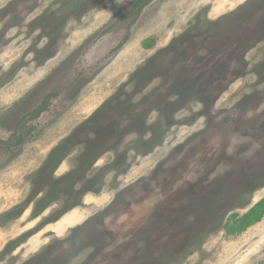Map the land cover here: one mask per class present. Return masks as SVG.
<instances>
[{
    "label": "rangeland",
    "instance_id": "obj_1",
    "mask_svg": "<svg viewBox=\"0 0 264 264\" xmlns=\"http://www.w3.org/2000/svg\"><path fill=\"white\" fill-rule=\"evenodd\" d=\"M134 1L0 0V136L14 109L55 96L19 150L0 147V264H264V217L229 231L264 198V0H151L139 15ZM57 22L70 35L52 44L42 27ZM185 30L181 74L154 78L173 66L156 51ZM119 93L141 113L102 144L84 123ZM71 138L57 174L76 169L79 192L58 188L59 205L33 218V191L50 183L33 178Z\"/></svg>",
    "mask_w": 264,
    "mask_h": 264
},
{
    "label": "flooded vegetation",
    "instance_id": "obj_2",
    "mask_svg": "<svg viewBox=\"0 0 264 264\" xmlns=\"http://www.w3.org/2000/svg\"><path fill=\"white\" fill-rule=\"evenodd\" d=\"M136 1L137 0L134 1L133 5H132V10H131L132 12L136 13V15L141 14L143 12V10L151 4V2L146 4V0H144L138 6H136L135 5ZM75 4L78 5V3H75ZM58 10H59V8L56 11H54L52 14V13H50L51 9H48L47 10L48 12L45 13V17L43 19H47L46 15L53 16V18H54L55 15L57 14ZM61 20L62 19L59 18V21H61ZM58 22L55 25L58 28L55 27L53 29L54 26H50L49 24H47V29L42 27V29H43L42 31H44V35H42V37L50 38L51 39L50 42L52 44L54 43V40H57V38H58L57 35L61 36L63 34V31L65 30L64 29L62 31L61 27L58 26L59 25ZM48 29L51 30L52 33L49 34ZM4 33L5 32H2L1 36ZM66 34L70 35L68 32L65 31L63 36ZM53 37H54V39H53ZM191 38H192V35H190V32L185 30L183 33H179L178 35L173 37L171 43L169 45H167V47L166 46L162 47L161 50L156 51L157 55L162 54V52H166L167 53L166 58L172 62L173 66H172V69H170L168 67L164 68V69H167L166 71H163L165 76L163 75V73L156 72V75H154V78L155 77H157V78L167 77L169 79V77H171L173 79V78H176L178 74H181V73H179L181 71V65H179V63L174 64L173 62L177 59V57L186 58L187 54H188V58H187L188 60L182 62V64H187V62L189 61V51L194 47V44H195L194 41L192 42ZM96 42H97V37L95 39L89 40L86 45H90V44H93ZM157 42L156 43L153 42V46L149 47L148 49L154 48V46H156ZM204 45L206 46V44H204ZM190 46H191V49H190ZM205 46H203V44H200V46L198 47L199 51L204 49ZM47 49H50V47L47 46L44 51L48 52ZM85 49H86L85 45L83 44L82 47H80V49H78L77 52H75L71 57H69L70 60L68 59L69 61H67V62L72 64L75 61L80 60L83 57V52ZM44 51L41 49V50H39V53L41 54ZM50 53H52V50H50ZM171 54H175V55H171ZM165 56H163V57H165ZM160 57H161V55H160ZM165 59H164L162 64L165 63ZM123 88H124V86L121 87L119 90L121 91V90H123ZM53 97H55V96H53L51 93H48L44 96L42 103L37 108L29 110L28 112H24V113H21L19 111V108L17 109V111H15V109H14L13 114H12L13 117L11 116L12 118L11 117L3 118L2 127L4 129H6V134H4V136H0V147L4 148L7 152H12V153H14V151L16 149L19 150L20 144H23L28 139L27 136L34 133V127L38 123H41L42 116L46 113H53L51 106H50V103L52 102ZM122 98H123V96L120 93L117 97L116 96L111 97L110 99H108V101L103 106H101L94 113V115L86 123H84V125H92V126L95 125L94 127H96V128L92 129V130H94L93 139H96L98 142H100L102 144H103V142H105V144H108V143L114 141L113 139H115V141H117V144H119L120 142L118 141V139L121 138L122 135L125 133V131L121 130V128H120L119 118L121 117L123 120H127L129 123L136 122L137 116L141 112L134 114L133 111H136L137 110L136 108H129V109L123 110L122 107L125 104H122L124 102V100ZM120 111H122V114L120 113ZM5 123H7V125H5ZM7 126L10 127V129H8ZM22 132H23V134H22ZM109 133H111V135L113 134L111 137L112 141H110V139H108L109 138L108 136L110 135ZM139 133H140V130H139ZM70 141L72 142V138L69 140L63 141V143H62L63 151L60 153V155H61L60 160L64 161L65 158H67V154L69 153L68 145L71 143ZM103 150H105V149L103 148V149L99 150V152L100 151L103 152ZM47 159H49V156ZM82 161L83 162H81V163L84 164L83 159H82ZM61 164L59 162L58 164L50 163L47 165V160H46L43 167H41L40 170L45 168L46 171L49 173L48 175H52V179L48 178V180H50L48 187L52 185L51 184L52 180H54V179L56 180V178L63 179L64 175H68L70 173H72L71 177H69L68 179H64L63 182H66L69 184V182L71 181L70 185L74 182L72 177L75 176V172H76L75 170L76 169L72 168V169H69L68 171H66L64 174L58 175L57 172L60 169ZM94 165L95 164L92 163V165L90 167H93ZM75 183L77 184L76 180H75ZM70 188L73 189V186H70ZM38 190H45V189L40 188ZM68 205L71 206L73 204L69 202Z\"/></svg>",
    "mask_w": 264,
    "mask_h": 264
},
{
    "label": "trees",
    "instance_id": "obj_3",
    "mask_svg": "<svg viewBox=\"0 0 264 264\" xmlns=\"http://www.w3.org/2000/svg\"><path fill=\"white\" fill-rule=\"evenodd\" d=\"M142 1L144 0H137L135 5L138 6ZM151 0H146V4H148ZM153 43H146L145 47L149 48L152 47ZM63 151V146L62 144H60L54 151L51 152V154L49 155V159H47V165L50 163H56L58 164L60 162V153ZM46 172V173H45ZM44 173L46 175H48L49 173L46 171L45 168H43L42 170L38 171L35 176H34V186H40L42 183V180H45L44 178ZM75 172V176H73V180H76V175H78V173ZM72 173L68 174V175H64V178H56V180H52L51 181V186H49L48 188H46L45 190H36V187L34 189V195L36 196V200H35V208L33 210V218L39 217L44 211L48 210L50 207H53L55 205H59L58 203V199H59V195L62 193L60 191V189L63 191V193H75V192H79V190H74L71 189L70 187H67L66 182H63L64 179H68L69 177H71ZM49 179H52V175H49ZM71 182V181H70ZM70 182L68 184V186H70ZM60 188V189H58ZM67 189H69L67 191ZM80 192L83 193L84 196L88 195L91 193L90 190H85L83 191L80 187ZM43 191H45V193L43 195H41L43 193ZM70 199H66L64 206L62 207L63 209H57L55 211V214L53 216H50V221L56 222L58 221L61 217H63V215L67 214L69 212V208L71 210V208H73V205H68ZM34 202L33 201H28L27 203H25L26 206L30 207V205ZM80 204H77V206H79ZM76 207V206H74ZM264 217V198L261 199L260 201H258L253 207H251L249 209V211L242 216L241 218L237 215L234 214L233 215V219H234V224L235 227L231 228L229 231L230 232H243L244 230H246L248 227H250L251 225L258 223L259 221L262 220V218ZM11 248V245L8 244L6 246V248L4 249V251L2 253H0L1 255H3L4 253H6L8 251V249Z\"/></svg>",
    "mask_w": 264,
    "mask_h": 264
}]
</instances>
